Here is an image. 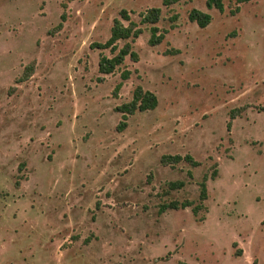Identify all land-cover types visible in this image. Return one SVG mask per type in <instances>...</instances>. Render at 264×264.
I'll use <instances>...</instances> for the list:
<instances>
[{"label":"rangeland","instance_id":"1","mask_svg":"<svg viewBox=\"0 0 264 264\" xmlns=\"http://www.w3.org/2000/svg\"><path fill=\"white\" fill-rule=\"evenodd\" d=\"M64 1L0 0V264H264V0ZM152 6L165 39L151 45L143 24L119 41L139 59L101 73L113 53L92 44L122 9L140 22ZM139 84L159 104L119 130ZM205 174L203 208L160 212L199 203Z\"/></svg>","mask_w":264,"mask_h":264},{"label":"trees","instance_id":"2","mask_svg":"<svg viewBox=\"0 0 264 264\" xmlns=\"http://www.w3.org/2000/svg\"><path fill=\"white\" fill-rule=\"evenodd\" d=\"M72 0H65L63 6L67 7L68 2ZM179 0H164L165 5L177 2ZM249 1V0H238V2ZM207 5L212 8L216 7L220 11H224V0H207ZM162 8L159 6L149 7L146 11L140 13L141 20L136 22L131 18L130 12L127 9H122L120 11V16L115 17L113 20V25L111 27V34L109 38L104 42H95L92 44V47L100 49H110L113 53L112 56L102 54L99 60V71L103 74H109L114 72L119 66H121L127 56H130L134 60L139 59L138 52L134 49L131 41H126L122 46L119 45L121 40L135 39L139 37L144 28L143 24H151V36L149 43L151 45L160 44L166 37V30H161L157 25L161 19ZM62 21L58 24L59 27L63 26V22L66 19V12L62 13ZM177 15L172 16V19H176ZM212 14L208 11L193 8L189 13V19L193 22H196L200 27H206L212 21ZM177 52L179 50H172ZM131 71L128 69L123 70L122 78L127 79L130 77ZM123 82H119L116 87V92L121 88ZM159 104L158 95L150 90L145 89L142 85H137L133 92V97L131 100L126 101L118 106L116 109L123 114V119L118 124V129H124L128 124L129 115L136 113L137 111H145L149 109H155ZM264 110V106L262 107ZM238 115L237 110L231 112V121L228 123V128L232 126V119L236 118ZM187 161L193 166H198L201 164L192 154L188 153L182 155L180 153L163 154L161 161L164 165H176L181 161ZM218 170L215 169L211 176L216 177ZM189 175H193L192 171H189ZM208 180L209 175L205 174L200 181V202L195 204L192 200H172L170 202H165L160 206V212L166 211L167 209H179L192 206V209L195 213L198 212L201 208L204 207V200L208 198ZM186 184L185 180H175L170 182L171 188H181ZM179 264H187L184 261L179 262Z\"/></svg>","mask_w":264,"mask_h":264}]
</instances>
